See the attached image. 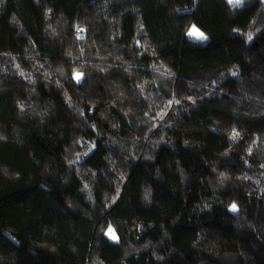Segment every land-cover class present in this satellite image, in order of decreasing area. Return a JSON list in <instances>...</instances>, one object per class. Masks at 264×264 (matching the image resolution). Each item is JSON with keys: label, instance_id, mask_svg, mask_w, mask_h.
<instances>
[{"label": "trees", "instance_id": "1", "mask_svg": "<svg viewBox=\"0 0 264 264\" xmlns=\"http://www.w3.org/2000/svg\"><path fill=\"white\" fill-rule=\"evenodd\" d=\"M0 264H264V0H0Z\"/></svg>", "mask_w": 264, "mask_h": 264}, {"label": "snow or ice", "instance_id": "2", "mask_svg": "<svg viewBox=\"0 0 264 264\" xmlns=\"http://www.w3.org/2000/svg\"><path fill=\"white\" fill-rule=\"evenodd\" d=\"M229 2L235 5H239L242 2V0H229ZM189 35L196 36L197 39H201V40L207 39V37L202 32H199L198 30L189 32ZM249 39H251V37H249ZM233 75H235V73H233ZM82 76H83V73H75L74 78L76 79L77 82H79ZM233 135L235 136L236 133H234ZM231 210L237 211V206L235 204H232ZM109 235H111L112 239H118V237L115 236L114 232L111 229L109 230Z\"/></svg>", "mask_w": 264, "mask_h": 264}, {"label": "rangeland", "instance_id": "3", "mask_svg": "<svg viewBox=\"0 0 264 264\" xmlns=\"http://www.w3.org/2000/svg\"><path fill=\"white\" fill-rule=\"evenodd\" d=\"M229 1V0H228ZM194 30H198L199 32H202L206 37H207V35L203 32V31H201L197 26H195V25H193L192 27H191V29H190V31L189 32H192V31H194ZM81 32H84V31H82V30H79L77 33H78V35L80 36V35H82L83 33H81ZM189 37L190 38H192V39H196V40H201V39H197V37L196 36H190L189 35ZM113 232H114V234H115V236H116V232H115V230L113 229V228H110ZM109 229V230H110ZM109 230H108V232H107V235H109ZM110 237H111V235H109ZM117 237V236H116ZM112 238V237H111Z\"/></svg>", "mask_w": 264, "mask_h": 264}, {"label": "built area", "instance_id": "4", "mask_svg": "<svg viewBox=\"0 0 264 264\" xmlns=\"http://www.w3.org/2000/svg\"><path fill=\"white\" fill-rule=\"evenodd\" d=\"M81 33H83V34H84V32H81Z\"/></svg>", "mask_w": 264, "mask_h": 264}]
</instances>
